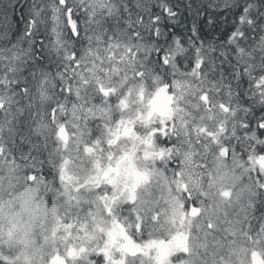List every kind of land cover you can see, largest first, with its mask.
I'll return each instance as SVG.
<instances>
[{"label":"snow or ice","instance_id":"6c2138e0","mask_svg":"<svg viewBox=\"0 0 264 264\" xmlns=\"http://www.w3.org/2000/svg\"><path fill=\"white\" fill-rule=\"evenodd\" d=\"M57 203L66 264H264V0H0V220Z\"/></svg>","mask_w":264,"mask_h":264},{"label":"trees","instance_id":"16d2710c","mask_svg":"<svg viewBox=\"0 0 264 264\" xmlns=\"http://www.w3.org/2000/svg\"><path fill=\"white\" fill-rule=\"evenodd\" d=\"M57 212L59 213V217L61 218L64 213L62 212V204L57 203L56 205ZM20 210L17 209V212ZM46 221V220H45ZM71 222L65 223L70 224ZM38 224V226H36ZM24 225L17 228L15 225L11 224L7 218L0 220V257H3L5 260L11 261H19L20 264H36L35 257H32L31 248H25V243H22V240L26 237V235H33L37 233L35 228L40 230L41 225H43V220L37 222L35 219L31 217H26L24 220ZM79 225L74 228L73 234H71V243L72 245H84L88 247L89 245L95 243L97 240L94 239L95 236H98V232L88 231V232H80L77 230ZM21 234V236H19ZM90 238L94 240H90ZM91 242V243H90ZM18 247L15 249L14 245ZM29 255H25L28 254Z\"/></svg>","mask_w":264,"mask_h":264},{"label":"rangeland","instance_id":"374dc122","mask_svg":"<svg viewBox=\"0 0 264 264\" xmlns=\"http://www.w3.org/2000/svg\"><path fill=\"white\" fill-rule=\"evenodd\" d=\"M42 220L43 225H41L40 230L35 228L37 233L33 235L27 234L22 240V243H25V248H31L32 257H35L34 260L36 264H47L49 257L54 258L57 255L64 260V257L59 253L63 251L65 244L68 245L69 250L73 254H76L78 249L83 250V248H85V246L81 244L77 246L72 245L70 239L71 234L74 232V228L71 227V223L65 224L58 215L53 216L50 211ZM36 226H38V224H36ZM19 236H21V234H19ZM94 239L98 241L99 235L95 236ZM94 239L90 238V240ZM14 247L16 249L18 246L14 245ZM25 255L27 256L29 253Z\"/></svg>","mask_w":264,"mask_h":264},{"label":"water","instance_id":"95a60500","mask_svg":"<svg viewBox=\"0 0 264 264\" xmlns=\"http://www.w3.org/2000/svg\"><path fill=\"white\" fill-rule=\"evenodd\" d=\"M54 264H66L65 260H63L60 256H55L54 258Z\"/></svg>","mask_w":264,"mask_h":264}]
</instances>
